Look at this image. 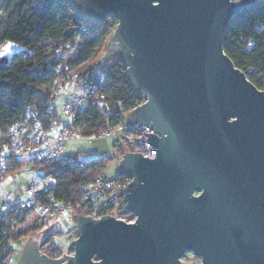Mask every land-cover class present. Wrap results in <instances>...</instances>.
Listing matches in <instances>:
<instances>
[{"label": "water", "instance_id": "95a60500", "mask_svg": "<svg viewBox=\"0 0 264 264\" xmlns=\"http://www.w3.org/2000/svg\"><path fill=\"white\" fill-rule=\"evenodd\" d=\"M85 21L118 20L108 48L145 102L155 158L125 151L126 222L71 217L73 254L29 239L16 264H264V90L224 52L233 17L264 0H69ZM66 256V261L64 257Z\"/></svg>", "mask_w": 264, "mask_h": 264}, {"label": "trees", "instance_id": "16d2710c", "mask_svg": "<svg viewBox=\"0 0 264 264\" xmlns=\"http://www.w3.org/2000/svg\"><path fill=\"white\" fill-rule=\"evenodd\" d=\"M115 22L114 17L98 25L87 22L69 0H0V48L8 43L22 47L9 60L0 57V154L9 153L10 128L26 118L30 107L37 109L44 125L52 118L67 122L58 115V107L53 106L62 95L57 93L61 84V75L56 71L59 63H68L70 73H78L77 81L90 82L97 88L90 104L81 108L73 121L84 137L98 138L104 129L128 120L127 114L145 102L144 96L132 89L122 58L115 55L110 65L103 68L91 65L111 37ZM225 30L224 52L254 85L264 90V3L233 17ZM114 147V157L92 158L88 162L80 161L77 155L47 161L11 155L3 179L30 164L42 177L54 180L38 190V197L51 194L75 203L82 198L88 181L104 175L108 163L115 159L119 162L128 150ZM116 177L127 178L120 173ZM78 213L75 207L71 216ZM29 215L28 208L17 205L0 214V264H8L13 256V242H27L32 232L48 223L27 226ZM48 242L50 239L41 244V251L49 257L56 256L57 249H61L55 243L53 248L42 247Z\"/></svg>", "mask_w": 264, "mask_h": 264}, {"label": "built area", "instance_id": "2783aa9c", "mask_svg": "<svg viewBox=\"0 0 264 264\" xmlns=\"http://www.w3.org/2000/svg\"><path fill=\"white\" fill-rule=\"evenodd\" d=\"M56 71L61 75V84L57 88V93L67 96L61 106V111L67 117V122L52 118L44 125L37 109L34 106L28 108L25 114L26 118L10 128L9 153L0 154V182L3 180V174L8 165L7 161L11 155L20 159L58 160V158L63 157V147L69 140L88 138L78 132L77 128L73 126V121L77 116L76 113L90 104L97 88L90 82L77 81L78 73H70L68 63H59ZM53 106L58 107L55 101ZM149 133H154L150 126L133 125L129 124L128 120H124L104 129L98 137L112 140L113 146L126 147L128 148L127 151L140 153L144 157L155 158L156 149H152L150 144L145 141L149 137L146 134ZM129 182L128 177L120 179L116 175L115 177L105 174L98 175L93 180L88 181L84 186L82 198L75 203L56 199L51 194L45 198L38 197L36 185L25 183L21 184L19 195H7L8 198L0 204V214L17 205L21 208H28L30 214L37 218L59 220L68 214L71 216L73 208L77 207L80 211L78 214L90 216L93 219L113 215L126 222H134L136 218L130 219L131 213L127 208V203H125V192H123V188ZM75 237L76 230L73 237H67V239L69 242H73ZM43 246L54 247L51 242ZM57 251V255L52 257L62 258L64 252L59 249ZM70 254L73 253L66 255ZM64 259L66 261V256ZM8 264H15L14 256H10Z\"/></svg>", "mask_w": 264, "mask_h": 264}, {"label": "rangeland", "instance_id": "374dc122", "mask_svg": "<svg viewBox=\"0 0 264 264\" xmlns=\"http://www.w3.org/2000/svg\"><path fill=\"white\" fill-rule=\"evenodd\" d=\"M118 20L116 19L117 23ZM118 23L116 26L113 27L112 34L114 30L116 29ZM113 35L109 37V39L106 41L104 48L101 50L99 57L91 62V65H96L97 68H103L106 66H109L111 61L115 59V55L111 50L108 48L109 41L111 40ZM11 46H9V43L6 47L2 46L0 48V52L5 53L2 57L9 60L13 54L20 52L22 47L20 45H17L15 43H10ZM63 95L59 96L55 104L58 105V115L61 117V119H67L63 116L61 111V106L63 105ZM129 113L127 114L128 117ZM63 154L62 156L64 158H69L71 156L77 155L79 157L80 161L88 162L91 161L92 158H103V156H111L114 157L116 154V148L113 146L112 140L105 138V137H98V138H78V139H71L69 142H67L63 147ZM118 161L111 160L107 167L105 168V175L110 177H115L119 173L118 170ZM54 180L50 177L48 179H45L42 177V174L35 170L30 164L25 165L24 168L21 170L15 172L12 175L6 176L1 182L0 185L3 187L2 191L7 192V195H13L17 196L20 194L19 188L21 184H30L34 183L36 185V188L38 190H42L43 188L47 187L48 185H51V183ZM1 190V188H0ZM5 197L0 202H4ZM6 200V199H5ZM130 219H135L136 215L133 214L131 211ZM28 225L35 224V223H41L42 221H48L47 224H45L42 228L39 229V231L32 232L28 239L35 240L40 242V244H43L46 239H50V242L52 245H57L61 251H63L65 254L73 253L74 248L72 247V242H69L67 237H73L74 232L76 230L75 224L71 216L68 214L64 216L63 218L56 220V219H44V218H37L33 215L28 216L27 220ZM24 241L22 244H19V242L15 243L13 242L11 247H13V251L11 252L14 256L15 262L17 263L18 255H20L19 251L23 247V245L26 243V239L22 240ZM17 259V260H16ZM201 262V257L196 256L192 251H188L182 258V264H198Z\"/></svg>", "mask_w": 264, "mask_h": 264}, {"label": "crops", "instance_id": "0c3cea01", "mask_svg": "<svg viewBox=\"0 0 264 264\" xmlns=\"http://www.w3.org/2000/svg\"><path fill=\"white\" fill-rule=\"evenodd\" d=\"M4 46V45H3ZM64 98H63V101L66 99V95H64L63 96ZM0 188H1V190H0V202L3 200V198L5 197V199H7L8 197H7V192H5V191H2V186L0 185ZM4 199V200H5Z\"/></svg>", "mask_w": 264, "mask_h": 264}, {"label": "snow or ice", "instance_id": "6c2138e0", "mask_svg": "<svg viewBox=\"0 0 264 264\" xmlns=\"http://www.w3.org/2000/svg\"><path fill=\"white\" fill-rule=\"evenodd\" d=\"M9 46H11V44L9 43ZM5 53L0 52V57H2Z\"/></svg>", "mask_w": 264, "mask_h": 264}]
</instances>
